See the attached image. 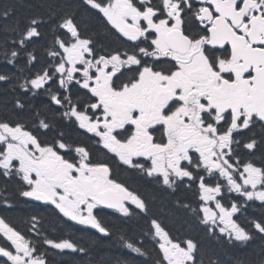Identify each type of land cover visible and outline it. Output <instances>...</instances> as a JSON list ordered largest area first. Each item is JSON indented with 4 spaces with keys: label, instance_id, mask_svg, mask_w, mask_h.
Instances as JSON below:
<instances>
[{
    "label": "snow or ice",
    "instance_id": "1",
    "mask_svg": "<svg viewBox=\"0 0 264 264\" xmlns=\"http://www.w3.org/2000/svg\"><path fill=\"white\" fill-rule=\"evenodd\" d=\"M81 6L102 17L119 47L98 49L75 14L64 11L17 21L0 52L4 67L28 70L13 88L24 97L46 95L42 107L51 113L41 118L37 111L31 128L0 119V203L10 206L5 193L15 182L20 198L52 206L105 238L111 232L94 209L135 215L145 222L143 239L121 236V243L148 257L151 242L156 258L143 264H205L197 240L174 239L148 215L147 201L118 182L109 163L115 160L173 194L195 189L198 208L179 200L177 206L210 238L250 241L254 233L234 219L239 205L221 200L226 189L236 200L264 205V164L243 159L258 143L248 133L264 130V0H82ZM12 12L0 8V19ZM42 28L50 38L37 68ZM0 82L11 83V77L0 72ZM14 107L23 113L27 106L17 99ZM65 123L83 130L96 151L112 155L95 159L93 149L70 142ZM49 132L51 140L41 138ZM251 228L264 238V219ZM28 231L34 239L0 218L8 242L0 245V264H48V248L87 254L68 239L47 238L36 215ZM207 264L218 261L208 257Z\"/></svg>",
    "mask_w": 264,
    "mask_h": 264
},
{
    "label": "trees",
    "instance_id": "2",
    "mask_svg": "<svg viewBox=\"0 0 264 264\" xmlns=\"http://www.w3.org/2000/svg\"><path fill=\"white\" fill-rule=\"evenodd\" d=\"M81 5L82 0H0V8L11 7L13 9L7 20L0 19V52L3 51L5 40L8 39L10 42L12 36L10 29L16 26L17 21L23 25L28 17L43 16L47 19L51 12L62 14L64 11H71L75 14L76 22L82 23L88 36L100 39L105 46L116 45V37L102 23V17L98 16L95 10H88L86 6ZM41 31L45 33V39L36 45V55L40 60L37 68L43 63V45L50 38V33L46 28H42ZM23 62L21 61V63ZM20 67L21 64H17L15 68L4 67L3 58L0 56V72L11 77V83L0 82V119L19 120L31 128L35 123L37 111L41 112V118L44 115L51 118V113L46 112L42 107L47 102L46 95L33 97L29 94L28 97H24L20 94L19 89L13 88V85L22 83L23 76L28 74L27 69L21 73ZM17 77L20 79L17 80ZM17 99H20L27 106L23 113L14 107ZM63 131L70 142L74 141L93 149L95 159L108 160L111 156L105 155V150L96 151L93 140L88 139L86 135L82 134L83 132L74 126L65 123ZM248 135H254L258 142L257 148L253 153L244 155L243 159L245 161L251 160L257 166H261L264 164V130L257 126ZM52 136L53 133L49 132L46 137L41 138L51 140ZM112 170L116 179H122V182L130 190L135 189L138 194L143 196L149 206L148 215L160 219L174 239L192 237L200 243L205 264H207L208 257L218 261V264H261L264 261V238L256 234L255 229L251 228L252 221L264 219V205L260 201L236 200V194H230L226 189L222 193V203L230 207L235 202L240 207V211L234 216V219L254 233L253 238L248 242L229 244L226 242V238L218 240L207 236L191 213L177 206V200H179L181 204L190 203L192 207L198 208L195 189L186 190L181 187L173 194L171 190H162L147 179L141 178L136 172L130 169L125 170V167L119 166L118 163L112 165ZM212 183L214 184L216 181L213 180ZM4 187V182L0 181V190H3ZM17 188L18 185L15 182L7 184L5 194L9 198L10 206H4L0 203V218L24 234L27 239H34V234L30 233L28 228L31 217L36 215L40 219L42 231L47 238L55 241L68 239L87 249V254H85L71 250L61 251L48 248V264H143L146 259L154 260L156 258L158 249H155L151 242L146 244L149 252L148 257H140L121 243V236L135 241L142 240L143 238L139 233L144 229V220L136 217L127 222L119 214L102 211L103 213H99L97 216L111 232V236L105 238L101 234L63 217L52 206H43L20 198ZM0 245H8L2 234H0Z\"/></svg>",
    "mask_w": 264,
    "mask_h": 264
},
{
    "label": "flooded vegetation",
    "instance_id": "3",
    "mask_svg": "<svg viewBox=\"0 0 264 264\" xmlns=\"http://www.w3.org/2000/svg\"><path fill=\"white\" fill-rule=\"evenodd\" d=\"M153 2H158V0H153ZM136 3H139V0H136ZM87 7V6H86ZM94 11V10H93ZM80 26V29H81V32L83 33L84 36L86 37H89L86 33V29L83 27L82 23L80 22L78 24ZM108 28H110V26H108ZM112 34L114 32V30L111 31ZM90 38L95 42V46L98 48V49H101L103 51H110L112 50L113 48H116V47H119V41H117V44L116 45H113V46H105L104 44H102L101 40L98 39V38H94L92 36H90ZM78 129V128H77ZM79 131L83 132V130H80L78 129ZM90 135V134H88ZM109 163L111 164V166L114 164V163H118V161H115V160H109ZM94 213L96 215H98L99 213H103L99 208L98 209H94ZM112 214V212H110Z\"/></svg>",
    "mask_w": 264,
    "mask_h": 264
},
{
    "label": "water",
    "instance_id": "4",
    "mask_svg": "<svg viewBox=\"0 0 264 264\" xmlns=\"http://www.w3.org/2000/svg\"><path fill=\"white\" fill-rule=\"evenodd\" d=\"M41 203V202H40ZM95 230V229H94Z\"/></svg>",
    "mask_w": 264,
    "mask_h": 264
},
{
    "label": "bare ground",
    "instance_id": "5",
    "mask_svg": "<svg viewBox=\"0 0 264 264\" xmlns=\"http://www.w3.org/2000/svg\"><path fill=\"white\" fill-rule=\"evenodd\" d=\"M90 37V36H89Z\"/></svg>",
    "mask_w": 264,
    "mask_h": 264
}]
</instances>
